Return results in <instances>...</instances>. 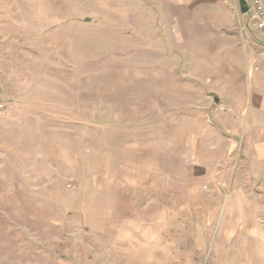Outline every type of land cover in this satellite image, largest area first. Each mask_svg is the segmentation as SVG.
<instances>
[{"label":"rangeland","instance_id":"obj_1","mask_svg":"<svg viewBox=\"0 0 264 264\" xmlns=\"http://www.w3.org/2000/svg\"><path fill=\"white\" fill-rule=\"evenodd\" d=\"M0 264H264L243 0H0Z\"/></svg>","mask_w":264,"mask_h":264},{"label":"built area","instance_id":"obj_2","mask_svg":"<svg viewBox=\"0 0 264 264\" xmlns=\"http://www.w3.org/2000/svg\"><path fill=\"white\" fill-rule=\"evenodd\" d=\"M255 22L256 29L264 36V0H243Z\"/></svg>","mask_w":264,"mask_h":264}]
</instances>
